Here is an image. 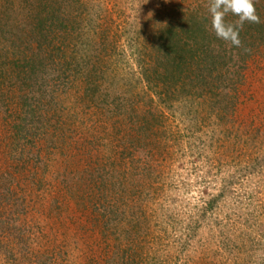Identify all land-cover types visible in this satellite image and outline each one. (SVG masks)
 Returning <instances> with one entry per match:
<instances>
[{
	"label": "rangeland",
	"instance_id": "374dc122",
	"mask_svg": "<svg viewBox=\"0 0 264 264\" xmlns=\"http://www.w3.org/2000/svg\"><path fill=\"white\" fill-rule=\"evenodd\" d=\"M82 1L80 34L49 29L56 49L25 0H0V264H264V43L228 134L212 139L201 125L192 150L179 143L148 176L143 163L155 159L130 146L123 117L146 86L138 56L161 24L208 0ZM93 52L111 63L95 102L73 66ZM188 104L167 109L171 132L185 130ZM230 178L239 194L204 214Z\"/></svg>",
	"mask_w": 264,
	"mask_h": 264
},
{
	"label": "trees",
	"instance_id": "16d2710c",
	"mask_svg": "<svg viewBox=\"0 0 264 264\" xmlns=\"http://www.w3.org/2000/svg\"><path fill=\"white\" fill-rule=\"evenodd\" d=\"M25 1V4L33 9L32 20L37 24L39 34L43 38L46 37V44L52 43L56 49H60L57 42H52L56 37L47 35L49 29L57 27L58 24L62 28L60 30L66 33L72 31L81 33L80 25L84 19L82 7L86 4L84 1L71 0L73 7L66 10L67 0H34L41 8L36 14L33 13L39 10L37 6L32 4L31 0ZM256 10L261 22L244 24L240 32L241 47L230 46L218 39L211 30L208 12L200 7L188 11V16L181 20L179 18L176 23L172 22L171 18L164 26L161 24L152 45L144 42L146 46H142L141 49L146 50L147 54L137 55L138 59H141L137 60L140 62V74L146 86L130 97L126 103L128 108L123 111L127 128L126 136H130V146L139 144V148L148 152V159L151 157V160L155 159L154 162L147 160L148 163H143L145 170L141 173L152 176L159 168V164L166 160L170 149L178 147L179 143L189 144V149L192 150L193 141L198 137L197 135H200L198 131L201 125L209 127L212 139H217L216 133L218 134L219 131L228 134L227 126L233 124L237 116L241 88L246 82L245 70L248 61L262 49L264 43V0H257ZM226 19L235 21L238 18L229 14ZM57 21L59 23H56ZM110 42L112 46H116L114 42ZM128 45L131 47L130 44ZM73 66L76 68L74 75L82 76L86 82L88 81V92L92 90L91 99L97 101L101 79L107 77V72L111 70L110 60L104 58L101 60L99 53L93 52L88 61L84 59L81 62L77 59ZM194 101L199 102L196 105ZM180 102H189L188 106L180 111L181 122L185 123L186 128L171 132L169 128L171 118L167 109H175ZM111 103L116 105V99ZM43 106V110L39 109L42 116L50 110L47 108V103ZM116 106L121 107L120 104ZM29 113L35 116L34 111ZM115 115L116 113L110 110L109 116L114 118ZM26 116L28 117V114ZM17 129L20 132L19 128ZM129 149L127 145L124 150ZM251 159L253 158L249 157V162ZM250 165L255 166V161ZM262 165L264 167V164ZM258 167L261 169L259 164ZM137 169L143 168L138 166ZM129 174L131 172L127 169V175ZM236 192L233 179H228L227 183L222 184L218 195L205 200L202 212L206 214L213 211L227 193L236 194ZM114 223L117 225V222ZM101 224L103 225L101 227L107 230L110 222L106 217H100L95 222L96 228Z\"/></svg>",
	"mask_w": 264,
	"mask_h": 264
},
{
	"label": "clouds",
	"instance_id": "9594fccd",
	"mask_svg": "<svg viewBox=\"0 0 264 264\" xmlns=\"http://www.w3.org/2000/svg\"><path fill=\"white\" fill-rule=\"evenodd\" d=\"M256 3L257 0H208L207 12L215 36L230 46L241 47L240 32L244 24L261 22ZM229 14L238 19L227 20Z\"/></svg>",
	"mask_w": 264,
	"mask_h": 264
}]
</instances>
